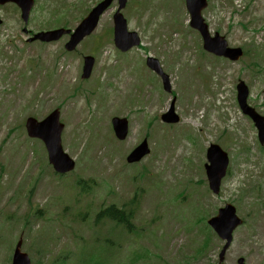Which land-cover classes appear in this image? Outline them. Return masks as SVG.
<instances>
[{
    "label": "rangeland",
    "instance_id": "obj_1",
    "mask_svg": "<svg viewBox=\"0 0 264 264\" xmlns=\"http://www.w3.org/2000/svg\"><path fill=\"white\" fill-rule=\"evenodd\" d=\"M33 1L26 28L36 33L67 24L73 30L100 0ZM207 2L202 17L211 34L249 50L248 57L230 62L204 53L184 0H128L122 14L141 46L122 54L112 40L116 2L71 53L68 36L27 43L19 8L0 6V264H10L19 238L31 264H78L84 254L93 264H216L223 243L206 221L225 204L244 221L225 264L240 257L264 264V145L235 89L242 81L248 105L264 117V0ZM86 56L94 66L82 80ZM147 57L168 76L169 93ZM171 105L179 123L165 125L160 115ZM55 109L62 150L75 161L63 177L24 129L26 118L40 121ZM194 110L203 119L191 120ZM113 117L128 120L122 142L114 139ZM143 139L149 155L127 165ZM211 144L229 157L218 195L204 172ZM78 179L94 183L87 196L78 195ZM110 206L132 212L125 227L96 220Z\"/></svg>",
    "mask_w": 264,
    "mask_h": 264
},
{
    "label": "water",
    "instance_id": "obj_2",
    "mask_svg": "<svg viewBox=\"0 0 264 264\" xmlns=\"http://www.w3.org/2000/svg\"><path fill=\"white\" fill-rule=\"evenodd\" d=\"M115 0H102L98 3L88 15L79 23L72 31L69 29H56L50 31L39 32L28 39V42L40 41L43 43L56 42L65 35L69 36L68 42L64 48L67 52H72L78 44L86 37L91 35L98 26L100 17L109 9ZM118 8L112 17L113 21V43L121 52H127L133 47H137L140 43L136 33L127 30V23L121 11L125 8L127 0H116ZM185 8L190 17V27L196 30L203 42L204 51L217 57H223L232 62L238 61L242 57V51L239 48H229L225 39L218 34L210 37L208 27L201 18V12L207 7L206 0H184ZM7 3L16 4L20 9V18L24 24H27L29 13L33 6V0H0V5ZM1 24V21H0ZM27 33V29H23ZM94 65V59L90 56L84 57L81 79L89 78ZM149 69L159 75L163 81V88L169 91L168 77L162 72L159 63L153 58L147 59ZM237 103L241 112L248 116L257 130V139L260 145L264 144V118L256 113V111L247 105L248 89L243 82H239L236 86ZM59 111H52L42 121L34 118H28L25 121V130L30 139L41 141L47 152L48 163L53 171L59 175H65L74 170L75 163L62 150L61 133L63 124L59 121ZM161 120L165 123H176L177 116L173 112L171 106L169 111L161 116ZM112 130L118 141H124L128 135V122L126 118H112ZM149 149L146 140H143L136 148H134L126 157L128 164H134L141 161L148 155ZM205 175L208 188L213 195H218L220 191L221 181L226 176L229 159L227 154L217 145H210L206 151ZM208 227L216 234V236L224 242L219 254L217 264H225V254L230 247L233 232L242 225V220L236 215L235 208L226 204L223 208L218 209L217 214L207 220ZM22 239L19 238L12 252L11 264H31L28 255L22 251ZM237 264H245L242 258L238 259Z\"/></svg>",
    "mask_w": 264,
    "mask_h": 264
},
{
    "label": "trees",
    "instance_id": "obj_3",
    "mask_svg": "<svg viewBox=\"0 0 264 264\" xmlns=\"http://www.w3.org/2000/svg\"><path fill=\"white\" fill-rule=\"evenodd\" d=\"M68 25L69 24H67V26ZM85 183H86L85 181L80 179H78L75 183L78 189L79 196L82 195L87 196L93 189L94 186L93 182H91L88 185H85ZM257 191L260 192L258 188ZM131 218H132V212H129L128 214L125 215V212L123 210H117L115 206H110L109 208L103 209L96 215V220L98 221H112L113 223L116 222L122 226L123 225L126 226L125 223H129ZM92 259L97 260L95 259L94 256L92 258L89 255L84 254L81 258L77 260V262L78 264H93Z\"/></svg>",
    "mask_w": 264,
    "mask_h": 264
}]
</instances>
